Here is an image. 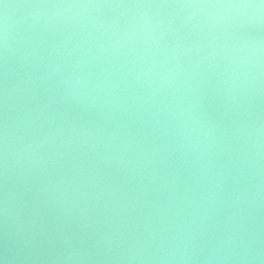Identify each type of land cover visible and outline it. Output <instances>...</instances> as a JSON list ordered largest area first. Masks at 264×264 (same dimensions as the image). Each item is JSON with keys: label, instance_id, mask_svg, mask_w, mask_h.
Wrapping results in <instances>:
<instances>
[{"label": "water", "instance_id": "water-1", "mask_svg": "<svg viewBox=\"0 0 264 264\" xmlns=\"http://www.w3.org/2000/svg\"><path fill=\"white\" fill-rule=\"evenodd\" d=\"M0 264H264V0H0Z\"/></svg>", "mask_w": 264, "mask_h": 264}]
</instances>
